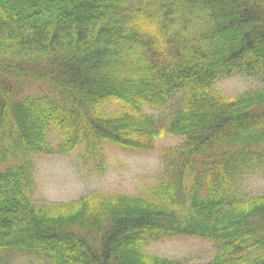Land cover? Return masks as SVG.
Instances as JSON below:
<instances>
[{"label": "trees", "instance_id": "obj_1", "mask_svg": "<svg viewBox=\"0 0 264 264\" xmlns=\"http://www.w3.org/2000/svg\"><path fill=\"white\" fill-rule=\"evenodd\" d=\"M261 87L234 97L221 79ZM149 110H163L159 123ZM154 197L35 199L37 155L151 153ZM264 0H0V255L30 264H191L146 252L212 242L209 264H264Z\"/></svg>", "mask_w": 264, "mask_h": 264}, {"label": "rangeland", "instance_id": "obj_2", "mask_svg": "<svg viewBox=\"0 0 264 264\" xmlns=\"http://www.w3.org/2000/svg\"><path fill=\"white\" fill-rule=\"evenodd\" d=\"M261 87V82L241 76L222 80L217 89L227 98ZM164 112L163 110H160ZM149 110L159 123L166 126L163 113ZM179 140L166 133L156 143L151 153L122 150L112 144L104 148L101 165L98 160L82 158L85 146L74 153L61 155H37L35 199L42 204L69 203L92 192L102 194L154 197L159 189L163 172V156L178 146ZM240 192L246 197L264 194V168L241 183ZM216 246L209 241L191 237H165L151 242L146 252L162 258L191 264H209L216 253ZM0 264H30L27 258H5Z\"/></svg>", "mask_w": 264, "mask_h": 264}, {"label": "bare ground", "instance_id": "obj_3", "mask_svg": "<svg viewBox=\"0 0 264 264\" xmlns=\"http://www.w3.org/2000/svg\"><path fill=\"white\" fill-rule=\"evenodd\" d=\"M241 77H245V76H241ZM245 78H248V77H245ZM222 80H224V79L219 80V81L217 82V84H218L219 82H221Z\"/></svg>", "mask_w": 264, "mask_h": 264}]
</instances>
